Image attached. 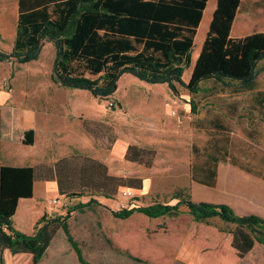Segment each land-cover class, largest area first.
<instances>
[{
	"label": "rangeland",
	"instance_id": "obj_1",
	"mask_svg": "<svg viewBox=\"0 0 264 264\" xmlns=\"http://www.w3.org/2000/svg\"><path fill=\"white\" fill-rule=\"evenodd\" d=\"M207 12L206 21L211 16V12ZM15 24L16 20L12 18L7 31L0 27V50H11ZM205 29L203 23L191 51L190 65L181 77L185 83L191 77L190 67L199 55ZM257 32L264 33V0H242L230 36L240 38ZM53 57V45L45 43L40 55L30 63L9 61L0 64V91L13 88V100L3 106L7 123L12 119V113L21 108L14 98L21 85L50 81ZM260 66L264 67V61ZM256 82V91H264V71ZM176 88V94L168 90L155 99L154 95L159 96L162 88L141 82L129 74L122 75L112 97L93 100L85 92L77 98L88 104L96 102L100 111L95 114L87 111L79 120L74 116L53 119L50 122L55 127L54 137L46 144L38 136L34 137L35 149L40 154L38 161L42 162L45 157L44 162H47V155L58 159L63 156L61 153L68 154L73 144L79 147V150L73 149L74 152L105 162L108 174L132 180L129 186L142 187L143 191L125 187L130 193L127 197H123L119 189L109 208L92 205L84 208L81 216L76 218L72 237L80 248L84 264H245L247 254L261 256L264 252L256 243H250L246 231L215 218L205 223L195 222L183 206L176 215L157 219L135 211L124 220L112 215L111 211L155 203L173 205L177 202L173 199L174 192L183 189L184 194L195 202L227 204L237 215L256 214L264 218V181L241 169L264 171V114L251 111V96L246 93L234 97L237 101L235 110L227 108L223 100L225 97L231 100L233 96L223 92L229 93L230 89L212 81L202 84V91L194 97L184 87L176 85ZM213 89L218 93L206 94ZM32 93L27 91L29 101H24L22 107L30 106ZM191 101L196 105L195 113H191ZM109 103L113 106L109 107ZM157 104L166 108L165 115L154 111V106L159 107ZM175 108L186 114L181 123L169 116ZM216 121L223 130L214 128ZM1 123L2 120L0 131L3 132ZM6 131L7 128L4 133ZM6 133L14 141L9 140L8 144L18 147L23 130L13 124V129ZM67 137H73V141L62 143L61 140ZM119 137L132 138L129 144L137 147L152 148L156 153L152 166L144 168L112 157V144ZM21 146L24 149L18 154L23 155L29 147ZM213 148H224L227 156L217 165L214 186H200L192 180V165L202 164ZM145 178L149 180L144 181ZM63 256L75 259L68 252Z\"/></svg>",
	"mask_w": 264,
	"mask_h": 264
},
{
	"label": "trees",
	"instance_id": "obj_2",
	"mask_svg": "<svg viewBox=\"0 0 264 264\" xmlns=\"http://www.w3.org/2000/svg\"><path fill=\"white\" fill-rule=\"evenodd\" d=\"M207 0H17L15 39L11 51H0V62L30 63L40 55L43 44L55 49L50 78L60 87L87 91L94 98H109L117 90L121 75L129 74L148 84H166L176 94L175 84L184 87L191 97L202 91V84L212 81L230 89L223 100L235 110V98L250 94L251 111L264 114V91H256V79L264 71V33H250L231 38L230 30L241 0H216L209 28L194 61L188 82L182 80L189 67L194 37ZM234 84V85H232ZM214 89L206 93L215 95ZM191 103V113L196 105ZM1 119V118H0ZM214 128L223 130L216 121ZM34 132L25 131L22 143L30 146ZM155 152L129 146L124 159L150 167ZM224 148H213L205 161L192 165L195 182L214 186L217 165L226 157ZM242 170L261 178L264 171ZM60 195H92L112 199L119 187L132 180L106 174L103 164L82 157H70L56 163L53 169ZM37 169L0 166V256L3 249L11 254L32 255L31 264L45 255L54 233L61 229L78 260L84 264L80 248L67 225L65 216L46 217L37 221L32 235L15 229L12 217L19 199L32 197ZM134 187V186H131ZM173 205L155 203L145 207L111 211L119 220L134 211L157 219L176 215L183 206L195 222L218 219L249 234L250 243L264 247V218L256 214L237 215L227 204L195 202L183 189L173 194ZM91 198L74 206V210L96 204Z\"/></svg>",
	"mask_w": 264,
	"mask_h": 264
},
{
	"label": "crops",
	"instance_id": "obj_3",
	"mask_svg": "<svg viewBox=\"0 0 264 264\" xmlns=\"http://www.w3.org/2000/svg\"><path fill=\"white\" fill-rule=\"evenodd\" d=\"M241 4H242V0L238 8L237 14L239 13ZM17 8H18L17 0H0V18H1L0 27L2 31L3 30L7 31V28H10L12 18L17 21ZM215 8H216V0H207L205 2L203 11L201 13V18L198 27L196 29L194 44L197 38V33L199 32V29H201L203 23H205V28H206L205 30L207 32V29L209 28L211 16ZM208 10L211 12V16L210 19H207L206 21L205 14L208 13L207 12ZM233 24L234 25L236 24V14L234 17ZM1 29L0 32H2ZM6 31H4L3 33L4 35L6 34ZM0 38H1V34H0ZM231 38H236V37H231ZM0 51L8 53L6 50H0ZM5 62H9V61L0 62V64ZM192 67H190V71H192ZM176 85L178 84H175V86ZM155 87L162 88L161 90L162 92H160L159 96L156 97L154 95L155 99H159V97H162L163 93L170 90L166 84L155 85ZM68 89L69 88L60 87L57 83L52 81L51 78L50 81H47L45 83H39L38 85L37 84H29V86H27L26 84L21 85V89L18 91L16 90L19 94H17V96L14 97L16 103L21 105V108H17L12 113L13 114L12 119L9 120L8 123L6 122L5 114H3L6 113V109H3V106L8 101L13 100V93L11 92L13 88L11 91H4V90L0 91V110L2 113V118L0 113V118H1L0 122L2 120L3 124L1 123V128H4L3 132L0 131V166L25 167V168L31 167L37 169L36 177L34 179V183L32 184V197L29 199H24V198L19 199L17 202L16 212L12 217L14 228L19 230L20 232H23V234L25 235H32L35 232L37 221L40 220L41 217L46 216L52 218L54 216L55 217L65 216L66 213L69 211L71 212V214L66 222L72 237L76 218L80 217L81 213L85 210L82 209V210L73 211L74 206H76L79 203H85L89 201L91 198H93L97 202L96 204H92V205L109 208V206H111L110 202L113 201L112 200L113 198L105 199L104 196H97L94 194L92 195V193L87 190L84 192L82 196H76V197L59 194L58 182L53 169H55L56 163L70 157H82L89 159L91 161L101 163L105 166L106 174L108 176L120 177V176L108 174L107 165L105 164V162L101 161L100 159L89 158V156L73 151V149L75 151L79 150V147L77 148L72 144V147L70 148V152H69L70 154L61 153V155L63 156H60L58 159L54 157L49 158V156L47 155V162H44L45 157H42V162L38 161L40 154L38 153V149H35L34 137L38 136L40 140L43 139L42 141L45 144L46 142L51 141V138L54 137L53 130L55 129V127L54 124L50 121L56 118H58L59 120H63L72 116H74V118L79 120L81 117L86 116L87 111L95 114L101 109L100 105H98L96 102H93L92 104H88L86 100H77L78 97H80L82 94H84L87 91L75 90V89L68 90ZM27 91L29 93L31 91L33 92L30 98L31 104L29 107L26 104L25 107H22L24 101L26 100L29 101L28 100L29 98L27 96ZM91 98L93 100L96 99L92 96ZM97 99H107V98H97ZM157 105L159 107L157 108L154 106L153 108L154 111L158 112L159 115L162 116L165 115L167 113L166 108H163L159 104ZM175 110L179 112L177 108H175ZM170 118L173 121H175L173 117L170 116ZM13 124H15L19 130L20 129L23 130V135L25 131L27 132L29 130H32L34 132L33 143L32 145L28 146L29 147L28 152H26L27 150L26 149L23 155L18 154V152L21 149H24V147L21 146L24 145L21 140L23 139L22 138L23 135L20 136V142L18 144V147L15 145H11L10 142H9L10 146L8 144L9 140L12 141V143L14 142L10 136H7L8 133H6L7 131L13 129ZM156 127L157 126L155 125V128ZM5 128H7V131L4 133ZM131 139L132 138L129 137L116 138V140L112 144L111 156L114 157L115 159L122 158V160L126 161L127 163H136L124 159V155H126L127 148L129 146H136L129 144ZM68 141H73V137L70 138L67 137L61 140L62 143H68ZM141 149L153 150L152 148H146V147L144 148L141 147ZM153 152L155 151L153 150ZM137 165L142 166L144 168H150L152 166V163L150 167H145L139 164ZM121 179H126V178H121ZM146 179L148 178H145L144 181ZM126 180H130V179H126ZM198 185L205 186V185H201L200 183H198ZM127 187H131V186H127ZM124 188L125 187H121V188L119 187L120 194L123 191H126ZM132 188H135L136 191L142 190V187L139 188L132 187ZM85 197H88V199H85ZM256 245L260 247L262 250H264V247L262 245L260 244H256ZM64 252H68L72 254L73 256H75L74 257L75 259H72L70 257H64L63 256ZM246 256L247 257L245 264H264V252H262L261 256H258L257 254L255 255L254 253L247 254ZM31 262H32V255L28 253L11 254L9 250L3 249L0 256V264H31ZM70 263L83 264L78 260L77 256L73 252L64 232L61 229H58L54 233L48 248H46L45 255L43 256L42 260L37 264H70Z\"/></svg>",
	"mask_w": 264,
	"mask_h": 264
},
{
	"label": "built area",
	"instance_id": "obj_4",
	"mask_svg": "<svg viewBox=\"0 0 264 264\" xmlns=\"http://www.w3.org/2000/svg\"><path fill=\"white\" fill-rule=\"evenodd\" d=\"M112 106H113V104H112V103H109V107H112ZM170 116L173 117V118L175 119V121L178 122V123H181V122L186 118V114H185V113H179V112L176 111L175 109H172V110L170 111ZM121 195H122L123 197H127V196L130 195V193L127 192V191H123V192L121 193Z\"/></svg>",
	"mask_w": 264,
	"mask_h": 264
}]
</instances>
